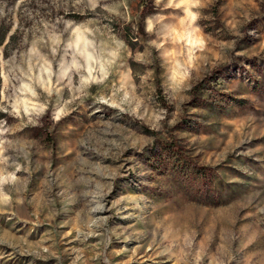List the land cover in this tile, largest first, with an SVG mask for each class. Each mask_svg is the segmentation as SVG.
Instances as JSON below:
<instances>
[{
	"label": "rangeland",
	"instance_id": "1",
	"mask_svg": "<svg viewBox=\"0 0 264 264\" xmlns=\"http://www.w3.org/2000/svg\"><path fill=\"white\" fill-rule=\"evenodd\" d=\"M4 34L0 264H264V0H0Z\"/></svg>",
	"mask_w": 264,
	"mask_h": 264
},
{
	"label": "clouds",
	"instance_id": "2",
	"mask_svg": "<svg viewBox=\"0 0 264 264\" xmlns=\"http://www.w3.org/2000/svg\"><path fill=\"white\" fill-rule=\"evenodd\" d=\"M73 66H75V65H73ZM42 71L44 73L51 75V65L47 64V62H45V66L42 68ZM18 91H19V89H18Z\"/></svg>",
	"mask_w": 264,
	"mask_h": 264
},
{
	"label": "trees",
	"instance_id": "3",
	"mask_svg": "<svg viewBox=\"0 0 264 264\" xmlns=\"http://www.w3.org/2000/svg\"><path fill=\"white\" fill-rule=\"evenodd\" d=\"M4 40H5V34L2 37H0V47L3 45Z\"/></svg>",
	"mask_w": 264,
	"mask_h": 264
}]
</instances>
